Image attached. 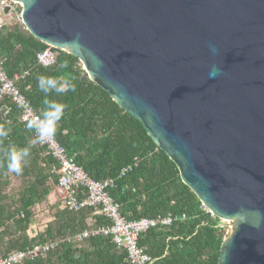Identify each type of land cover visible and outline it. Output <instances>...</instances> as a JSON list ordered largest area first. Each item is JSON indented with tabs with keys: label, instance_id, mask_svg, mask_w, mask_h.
Returning a JSON list of instances; mask_svg holds the SVG:
<instances>
[{
	"label": "water",
	"instance_id": "95a60500",
	"mask_svg": "<svg viewBox=\"0 0 264 264\" xmlns=\"http://www.w3.org/2000/svg\"><path fill=\"white\" fill-rule=\"evenodd\" d=\"M11 1L233 222L217 264H264V0Z\"/></svg>",
	"mask_w": 264,
	"mask_h": 264
},
{
	"label": "trees",
	"instance_id": "16d2710c",
	"mask_svg": "<svg viewBox=\"0 0 264 264\" xmlns=\"http://www.w3.org/2000/svg\"><path fill=\"white\" fill-rule=\"evenodd\" d=\"M47 45L18 22L0 26V63L39 115L48 101L64 104L55 138L91 178L113 179L108 189L127 220L180 216L169 225L150 227L138 245L154 264H217L224 237L221 220L211 215L184 184L168 155L147 134L141 122L125 112L98 84L83 77L77 57L57 50L55 62L42 66L37 53ZM39 76L71 80L74 90L48 95L38 88ZM4 103L10 109L5 114ZM0 101V256L34 243L58 242L54 249L19 264H129L126 251L110 236L97 235L77 243L74 236L109 219L94 207L70 210L50 200L58 180L57 161L35 142L19 120V110ZM29 149L23 171H8L9 150ZM131 166L124 175L123 167ZM35 232L30 234L31 228Z\"/></svg>",
	"mask_w": 264,
	"mask_h": 264
},
{
	"label": "built area",
	"instance_id": "2783aa9c",
	"mask_svg": "<svg viewBox=\"0 0 264 264\" xmlns=\"http://www.w3.org/2000/svg\"><path fill=\"white\" fill-rule=\"evenodd\" d=\"M5 6H9L7 12H4ZM10 21L18 22L27 31L21 18L20 3L11 0H0V26ZM57 53V49L47 45L46 49L37 53L36 60L42 66H49L55 62ZM80 65L83 68L81 63ZM5 100L17 107L19 120L22 123L33 121L39 116L35 107L27 101L0 63V101L3 103ZM3 106L6 114L10 108L5 106L4 103L1 107ZM34 138L36 141L35 131ZM37 144L43 146L46 153L57 161L59 176L54 186L57 198L70 210L94 207L98 213L104 214L109 219V224L98 225L77 233L74 240L79 243L86 238L97 235L110 236L117 247H122L126 251V260L129 264H154V258L138 245L139 235L150 227L169 225L173 221L182 219V217L168 214L155 218L125 219L119 211L118 204L108 192V189L113 186V179L95 180L91 178L76 164L73 157L68 156L66 149L58 143L55 137ZM130 169L131 166L123 167L120 174L124 175ZM203 207L213 215L204 205ZM57 244L58 242L34 243L24 249L14 250L7 255L0 256V264H19L27 257L36 259L54 249Z\"/></svg>",
	"mask_w": 264,
	"mask_h": 264
},
{
	"label": "clouds",
	"instance_id": "9594fccd",
	"mask_svg": "<svg viewBox=\"0 0 264 264\" xmlns=\"http://www.w3.org/2000/svg\"><path fill=\"white\" fill-rule=\"evenodd\" d=\"M39 90L48 95L49 93H61L74 90L71 80L65 78L63 80L51 76H39ZM65 105L56 101H48L43 112L36 117L35 120L29 121L26 127L30 131H35L37 143L54 138L57 130V125L64 116ZM8 131L3 125H0V138L6 137ZM29 149L22 148L19 150H9L8 154V171L17 175L23 171L25 158L29 156Z\"/></svg>",
	"mask_w": 264,
	"mask_h": 264
},
{
	"label": "rangeland",
	"instance_id": "374dc122",
	"mask_svg": "<svg viewBox=\"0 0 264 264\" xmlns=\"http://www.w3.org/2000/svg\"><path fill=\"white\" fill-rule=\"evenodd\" d=\"M232 224H233V222H231V220H221L220 225L224 229V234H226L227 232H229L231 230V225ZM35 230L36 229L32 227L31 230L29 231L30 234H33L35 232Z\"/></svg>",
	"mask_w": 264,
	"mask_h": 264
},
{
	"label": "crops",
	"instance_id": "0c3cea01",
	"mask_svg": "<svg viewBox=\"0 0 264 264\" xmlns=\"http://www.w3.org/2000/svg\"><path fill=\"white\" fill-rule=\"evenodd\" d=\"M2 19V17H1ZM3 20V19H2ZM5 20V17H4ZM57 198V196L55 195V192L52 194V196H50V200H55Z\"/></svg>",
	"mask_w": 264,
	"mask_h": 264
},
{
	"label": "bare ground",
	"instance_id": "6f19581e",
	"mask_svg": "<svg viewBox=\"0 0 264 264\" xmlns=\"http://www.w3.org/2000/svg\"><path fill=\"white\" fill-rule=\"evenodd\" d=\"M232 222V221H231ZM232 226H233V224L231 225V230H232Z\"/></svg>",
	"mask_w": 264,
	"mask_h": 264
}]
</instances>
